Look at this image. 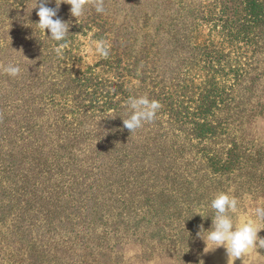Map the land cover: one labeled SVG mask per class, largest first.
<instances>
[{
	"label": "trees",
	"instance_id": "trees-1",
	"mask_svg": "<svg viewBox=\"0 0 264 264\" xmlns=\"http://www.w3.org/2000/svg\"><path fill=\"white\" fill-rule=\"evenodd\" d=\"M14 5L24 130L32 135L37 169L47 176L56 208L69 205L71 221L85 208L107 215L104 205L112 206L123 195L115 190L128 189L134 175H149L140 189L152 174L154 183L174 186L158 176L186 172L179 163L186 154L200 158L188 170H212L214 179L202 185L236 183V171L246 167L252 172L239 186L264 194L254 166L242 167V159L258 163V152L227 129L264 80V0H104L105 13L90 7L80 24L61 3L58 17L71 22L62 56L34 25L35 0ZM48 6L55 8L56 0ZM90 34L111 45L109 57L92 67L80 55ZM145 95L161 107L152 122L131 133L122 122L130 114L127 100ZM208 189L200 196L207 198ZM180 191L171 197L188 201Z\"/></svg>",
	"mask_w": 264,
	"mask_h": 264
},
{
	"label": "rangeland",
	"instance_id": "rangeland-1",
	"mask_svg": "<svg viewBox=\"0 0 264 264\" xmlns=\"http://www.w3.org/2000/svg\"><path fill=\"white\" fill-rule=\"evenodd\" d=\"M14 1L0 0V264H227L225 249L205 252L206 244L197 234L201 228L211 229L214 211L209 205L221 192L237 194L241 213L264 205L263 193L249 190V185L239 186L246 179L242 175L252 172L250 168L236 171V183L213 181L202 185L205 180L214 179L212 170L208 169L209 175L195 167L188 170L191 167L185 168L186 165L199 162L200 158L197 161L195 153L186 154L179 159L186 172L158 176L174 182V186L154 183L156 175L152 174V182L140 189V182L149 175H134L136 182L128 189L115 190L116 197L123 195L112 206L104 205L107 215L101 217L95 209L85 208L75 214L76 221H71L69 205L65 211L56 208L47 176L40 175L37 169L32 135L24 130L19 76L10 77L3 72L4 65L20 63ZM91 37L92 34L83 41L80 52L88 67L99 60L86 51L93 41ZM263 87L264 80L253 95L247 96L252 104L227 128L249 152H258V163L242 159L247 161L242 167L253 165L260 182L259 176L264 179V107L250 111L252 106L264 104ZM250 154L254 156V152ZM177 182L190 189L179 188ZM200 184L203 188L209 186L205 191L207 198L200 196ZM178 189L187 195L185 198L190 196L188 201L171 197L178 194ZM147 199L157 202L147 203ZM260 232L258 235L264 237ZM257 252L261 256H254L248 264H264V249ZM235 264H242V259Z\"/></svg>",
	"mask_w": 264,
	"mask_h": 264
},
{
	"label": "clouds",
	"instance_id": "clouds-1",
	"mask_svg": "<svg viewBox=\"0 0 264 264\" xmlns=\"http://www.w3.org/2000/svg\"><path fill=\"white\" fill-rule=\"evenodd\" d=\"M50 2L51 0H35L32 10L38 8L36 15L39 20L34 25L43 37L55 42L53 50L57 56H62L63 50L68 47L71 26L70 21L65 22L58 17L61 3L70 5V15L75 18L77 24L82 23L90 7L94 8L97 14L105 13L104 0H56L55 8L48 6ZM45 30L50 35H47ZM110 49L111 45L107 40L99 39L91 41L86 51L97 58L107 59ZM21 71V66L15 62L3 66V72L10 77L19 76ZM127 107L130 114L127 119H122V122L124 128L133 133L146 122H152L161 105L145 95L129 97ZM209 207L214 211L211 229L203 231L201 228L197 234L206 244L205 252L223 247L228 257L227 264H235L237 259H242V264H248L254 256H261L257 249H264V237L258 235L264 230V205L255 206L250 213H241L240 200L235 195L221 192L211 200ZM197 214L205 218L200 212ZM202 232L206 235H202Z\"/></svg>",
	"mask_w": 264,
	"mask_h": 264
}]
</instances>
